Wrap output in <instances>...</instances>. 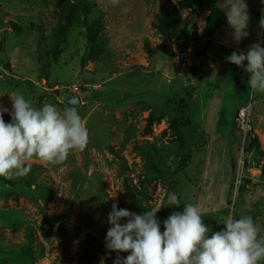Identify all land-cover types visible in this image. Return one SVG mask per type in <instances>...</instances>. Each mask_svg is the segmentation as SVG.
I'll return each mask as SVG.
<instances>
[{
  "label": "rangeland",
  "instance_id": "1",
  "mask_svg": "<svg viewBox=\"0 0 264 264\" xmlns=\"http://www.w3.org/2000/svg\"><path fill=\"white\" fill-rule=\"evenodd\" d=\"M165 1L188 23V34L157 29ZM54 2L0 0V104L11 109L16 91L36 108L70 106L63 93L80 97L76 108L89 140L61 164L30 161L39 189L26 185L29 174L0 177V264H81L85 240L93 248L91 264H114L117 253L104 244L113 203L137 214L163 207L164 220L182 212L183 203L197 204L213 232L232 214L252 216L264 234V93H254L249 74L226 61L233 51L264 47V20L257 22L264 0H247V38L236 42L226 21L208 45L203 7L95 0V44L76 25L57 52L50 46ZM54 90L60 95L49 93ZM248 133L257 146L247 154ZM126 186L144 212H136ZM170 192L181 199L179 208L167 207Z\"/></svg>",
  "mask_w": 264,
  "mask_h": 264
},
{
  "label": "clouds",
  "instance_id": "2",
  "mask_svg": "<svg viewBox=\"0 0 264 264\" xmlns=\"http://www.w3.org/2000/svg\"><path fill=\"white\" fill-rule=\"evenodd\" d=\"M112 3L118 5L119 0ZM218 7L233 30V39L247 38V0H218ZM226 61L249 74L247 84L254 93H264V47L256 43L246 53L233 51ZM9 97L11 109L0 104V177H25L33 159L58 165L73 151L86 148L89 132L76 107L60 109L46 103L36 108L19 91ZM5 114L11 117L8 123ZM166 203L168 208L182 204L175 192L168 193ZM183 205L182 212H172L162 222L161 231L157 213L163 207L137 214L113 203L104 244L117 253L114 264H264V234L252 216L228 214L223 230L213 232L197 204ZM120 253L129 254L121 258Z\"/></svg>",
  "mask_w": 264,
  "mask_h": 264
},
{
  "label": "trees",
  "instance_id": "3",
  "mask_svg": "<svg viewBox=\"0 0 264 264\" xmlns=\"http://www.w3.org/2000/svg\"><path fill=\"white\" fill-rule=\"evenodd\" d=\"M218 0H182V3L186 7H203L208 15H207V21L203 30V36L207 41V45L214 35L215 31L225 26L226 24V16L224 12L218 7L217 2ZM95 8V0H55L54 2V20H56L55 27L52 28V35L50 38V46L53 51L57 52L62 48L66 43V33L69 29L72 27L78 25H82L84 28V38L86 41L91 42L90 44H95L94 36L97 34L98 26L92 22L93 20L90 18L92 16V9ZM262 11V9H261ZM257 12V22H262L264 20V12ZM161 19L159 20V24L156 25L157 29L160 30L163 34H188L187 27L189 26L188 23H185L181 17L180 14L173 4L169 3L168 1H165L161 8ZM190 23V21H189ZM194 38H196V35L194 34ZM149 54H151V51L149 49H146ZM201 56H203L201 53H198ZM49 92V91H48ZM88 93L89 97L92 98H99L98 91H86L85 93ZM50 93V92H49ZM179 102H183V99H180ZM69 105V104H67ZM238 110V109H237ZM237 110H235V116L237 114ZM176 123V121H174ZM152 125L151 117L148 119L147 124V132L150 131V126ZM236 131H239L235 129ZM242 133V132H241ZM245 139L247 141V146L244 148V153H250L251 150L257 146V140L252 136L251 133L245 134ZM184 163V161H182ZM245 168L247 167L245 163ZM182 168L181 164L179 165L178 170ZM32 171L29 173V179L26 183V185L29 188H35L39 189L41 185L37 184L33 178ZM260 180L264 182V165L262 168ZM9 185H15V183L9 181ZM43 186V185H42ZM45 188V192L48 195H51V191L47 188ZM240 190V189H239ZM176 193V192H175ZM126 194L131 202V204L135 207L136 212L142 213V208L139 206V202L135 199V194L126 186ZM230 204V203H229ZM145 213V212H144ZM157 219L161 221V231H163V216L161 214L157 213ZM86 239L89 238V236L86 235ZM85 246V255H83L79 262L81 264H91L88 260V257L91 253V250L93 248L89 246V243L87 240L84 241Z\"/></svg>",
  "mask_w": 264,
  "mask_h": 264
},
{
  "label": "water",
  "instance_id": "4",
  "mask_svg": "<svg viewBox=\"0 0 264 264\" xmlns=\"http://www.w3.org/2000/svg\"><path fill=\"white\" fill-rule=\"evenodd\" d=\"M51 94L55 95V96H59L60 92L57 90L54 91H50ZM61 99L64 103L69 104L70 106H74V107H79L82 105V101L80 97H74L71 94H66L63 93L61 95Z\"/></svg>",
  "mask_w": 264,
  "mask_h": 264
},
{
  "label": "built area",
  "instance_id": "5",
  "mask_svg": "<svg viewBox=\"0 0 264 264\" xmlns=\"http://www.w3.org/2000/svg\"><path fill=\"white\" fill-rule=\"evenodd\" d=\"M243 113H244V110H243ZM242 132V131H241ZM245 136V135H244Z\"/></svg>",
  "mask_w": 264,
  "mask_h": 264
}]
</instances>
